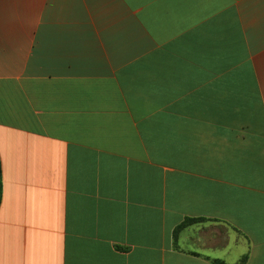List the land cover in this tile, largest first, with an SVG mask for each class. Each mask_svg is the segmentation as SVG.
<instances>
[{"label":"crops","instance_id":"0c3cea01","mask_svg":"<svg viewBox=\"0 0 264 264\" xmlns=\"http://www.w3.org/2000/svg\"><path fill=\"white\" fill-rule=\"evenodd\" d=\"M0 160V264H264V0H0Z\"/></svg>","mask_w":264,"mask_h":264},{"label":"trees","instance_id":"16d2710c","mask_svg":"<svg viewBox=\"0 0 264 264\" xmlns=\"http://www.w3.org/2000/svg\"><path fill=\"white\" fill-rule=\"evenodd\" d=\"M2 200V165H1V160H0V204ZM205 219H186L180 226H178L175 230V238H177L178 233L186 228L189 225H192L194 223L198 222H204ZM216 263H219V261H215Z\"/></svg>","mask_w":264,"mask_h":264}]
</instances>
